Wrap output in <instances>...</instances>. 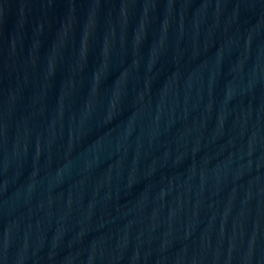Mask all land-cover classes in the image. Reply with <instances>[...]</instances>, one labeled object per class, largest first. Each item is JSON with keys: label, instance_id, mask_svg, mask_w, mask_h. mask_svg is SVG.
I'll use <instances>...</instances> for the list:
<instances>
[{"label": "water", "instance_id": "95a60500", "mask_svg": "<svg viewBox=\"0 0 264 264\" xmlns=\"http://www.w3.org/2000/svg\"><path fill=\"white\" fill-rule=\"evenodd\" d=\"M0 264H264V0H0Z\"/></svg>", "mask_w": 264, "mask_h": 264}]
</instances>
